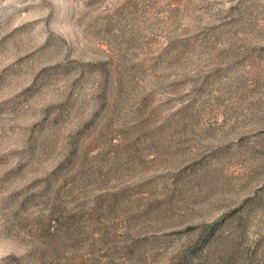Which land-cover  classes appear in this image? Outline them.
Returning <instances> with one entry per match:
<instances>
[{
    "label": "rangeland",
    "instance_id": "rangeland-1",
    "mask_svg": "<svg viewBox=\"0 0 264 264\" xmlns=\"http://www.w3.org/2000/svg\"><path fill=\"white\" fill-rule=\"evenodd\" d=\"M0 264H264V0H0Z\"/></svg>",
    "mask_w": 264,
    "mask_h": 264
}]
</instances>
